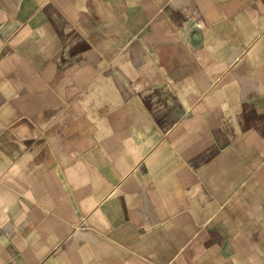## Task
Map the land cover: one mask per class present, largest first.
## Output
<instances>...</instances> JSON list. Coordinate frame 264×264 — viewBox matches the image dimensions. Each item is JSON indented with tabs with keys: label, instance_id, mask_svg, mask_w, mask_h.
<instances>
[{
	"label": "crops",
	"instance_id": "crops-1",
	"mask_svg": "<svg viewBox=\"0 0 264 264\" xmlns=\"http://www.w3.org/2000/svg\"><path fill=\"white\" fill-rule=\"evenodd\" d=\"M0 264H264V0H0Z\"/></svg>",
	"mask_w": 264,
	"mask_h": 264
}]
</instances>
